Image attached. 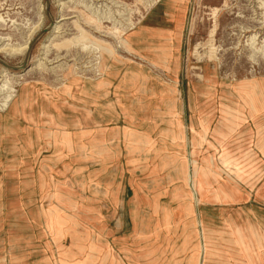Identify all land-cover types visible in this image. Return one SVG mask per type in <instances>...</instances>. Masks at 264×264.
Segmentation results:
<instances>
[{"label": "rangeland", "instance_id": "rangeland-1", "mask_svg": "<svg viewBox=\"0 0 264 264\" xmlns=\"http://www.w3.org/2000/svg\"><path fill=\"white\" fill-rule=\"evenodd\" d=\"M69 1L0 0V264H249L264 0Z\"/></svg>", "mask_w": 264, "mask_h": 264}, {"label": "bare ground", "instance_id": "bare-ground-1", "mask_svg": "<svg viewBox=\"0 0 264 264\" xmlns=\"http://www.w3.org/2000/svg\"><path fill=\"white\" fill-rule=\"evenodd\" d=\"M83 0H70L69 2L72 3V2H77L79 5L82 4ZM86 10H88V8L86 7L85 8ZM109 11V10H108ZM68 18H65L63 17L59 23H61L62 21L64 20H67ZM113 19V18H112ZM55 29H60V26H56ZM57 32V31H56ZM256 38V37H255ZM255 38L252 39V46H254L255 44ZM20 49V48H19ZM85 49V47H84ZM88 49V48H87ZM8 50V49H7ZM25 49H21V50H18V49H12V51H23ZM254 52L257 53L256 49H254ZM7 71L6 70H3L1 75H0V96L2 97V100L0 102V112L7 108L11 102L14 100V97H15V93H16V90H13L12 88H9L6 83H5V80L7 78ZM9 78V77H8Z\"/></svg>", "mask_w": 264, "mask_h": 264}, {"label": "crops", "instance_id": "crops-1", "mask_svg": "<svg viewBox=\"0 0 264 264\" xmlns=\"http://www.w3.org/2000/svg\"><path fill=\"white\" fill-rule=\"evenodd\" d=\"M255 243H261V245L260 244H258V245H260L257 249H258V251H259V249H264L263 247V244H262V242H258V241H256ZM253 248H255V246H252ZM213 256V254H212V249H211V243H210V240L208 239L207 240V262H209L210 260H211V257ZM248 259H249V264H264V252L263 251H259V253H256V254H254V256L253 255H248Z\"/></svg>", "mask_w": 264, "mask_h": 264}]
</instances>
